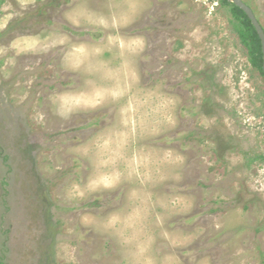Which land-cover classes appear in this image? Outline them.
<instances>
[{"label":"rangeland","instance_id":"obj_1","mask_svg":"<svg viewBox=\"0 0 264 264\" xmlns=\"http://www.w3.org/2000/svg\"><path fill=\"white\" fill-rule=\"evenodd\" d=\"M234 6L0 0V264H264V58Z\"/></svg>","mask_w":264,"mask_h":264},{"label":"trees","instance_id":"obj_2","mask_svg":"<svg viewBox=\"0 0 264 264\" xmlns=\"http://www.w3.org/2000/svg\"><path fill=\"white\" fill-rule=\"evenodd\" d=\"M233 11H234L235 16L238 17V18H241L243 20V22L246 24L247 30L249 31V32H247V34H251L252 33V35L254 36V38H255V41H254L255 47H254L253 50L256 51L257 56L259 58V64L262 65V63H263V52H262L261 40L259 39V37L257 35V32H256L251 20L245 14V12L243 10L239 9L237 6H234ZM247 34L244 36L246 39H248L250 37V36L248 37Z\"/></svg>","mask_w":264,"mask_h":264},{"label":"water","instance_id":"obj_3","mask_svg":"<svg viewBox=\"0 0 264 264\" xmlns=\"http://www.w3.org/2000/svg\"><path fill=\"white\" fill-rule=\"evenodd\" d=\"M234 3L245 12V14L249 17L252 24L254 25L257 33L259 34L261 43H262V51H263V58H264V29L258 19L256 18V15L254 14L253 10L243 1L241 0H232Z\"/></svg>","mask_w":264,"mask_h":264}]
</instances>
